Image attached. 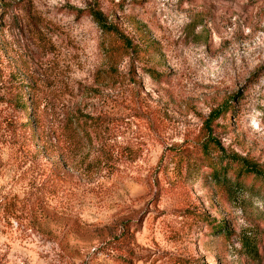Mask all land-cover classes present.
<instances>
[{"label":"rangeland","instance_id":"374dc122","mask_svg":"<svg viewBox=\"0 0 264 264\" xmlns=\"http://www.w3.org/2000/svg\"><path fill=\"white\" fill-rule=\"evenodd\" d=\"M20 83L52 121L104 116L106 156L14 136L0 102V264H264V180L227 164L264 174V0H0V100Z\"/></svg>","mask_w":264,"mask_h":264},{"label":"trees","instance_id":"16d2710c","mask_svg":"<svg viewBox=\"0 0 264 264\" xmlns=\"http://www.w3.org/2000/svg\"><path fill=\"white\" fill-rule=\"evenodd\" d=\"M90 15L97 26L104 32L111 33L115 41L111 44H107L105 48L106 53H112V56L117 52H113V48H118L124 51L134 49L135 45L133 42L126 37L122 32H120L115 26H110L106 23L102 12L98 9H91ZM117 71L115 65H111L107 68L98 69L96 71V82H99V78H111ZM15 90L11 95V98L3 97L0 102H10L13 108L22 112L24 119L12 125V119L6 120V127H10L11 133L16 135V127H20L19 130H23L28 136L26 137L30 142H33L37 147L42 150L49 146L51 149H56L62 152L66 151V156L70 158V150L78 151L84 147L91 146L95 148V151L86 156L75 158L79 161L78 166L81 167L83 171H91L96 167H100L106 156V140L103 139L102 135L106 130L108 120L100 114H92L85 112L82 108H74L65 114H60L59 120L52 121L48 113V104L42 103L37 100L33 91H27L30 88L28 85L22 83L15 84ZM220 110H214L210 116L206 119L202 131L209 127V123L213 120L214 116H219ZM107 121H106V120ZM56 125V126H55ZM59 130L58 133H56ZM210 130V128H209ZM55 134L56 137H52ZM11 135V134H10ZM50 136V137H49ZM57 140V141H56ZM64 142V145H60L59 142ZM202 150H207L208 146L212 149H222L217 138L212 136L209 132L208 134H203L201 138ZM48 143V145H47ZM56 145H54V144ZM227 164H235L237 167V176H248L252 175L255 177H260L264 180V174L260 169L255 167L249 162L240 160L235 157H228ZM227 167V166H225ZM89 169V170H88ZM97 172V171H96ZM216 178L220 179L221 176L215 175ZM236 181H238L236 179ZM237 184V183H236ZM241 244L245 248H250L255 250V246L249 243L248 239H242Z\"/></svg>","mask_w":264,"mask_h":264}]
</instances>
